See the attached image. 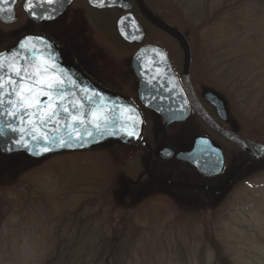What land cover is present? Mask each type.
Returning <instances> with one entry per match:
<instances>
[{
    "label": "rangeland",
    "instance_id": "rangeland-1",
    "mask_svg": "<svg viewBox=\"0 0 264 264\" xmlns=\"http://www.w3.org/2000/svg\"><path fill=\"white\" fill-rule=\"evenodd\" d=\"M148 1L158 12L163 11L165 0ZM205 2L194 0L192 4ZM76 11L60 25L72 23L74 15L78 20L81 14ZM171 12L176 13L173 8ZM186 20L194 28L189 32L192 83L214 89L217 85L230 105L234 128L257 122L258 130L248 128L253 137L249 139L264 144V51L247 49L253 41L251 36L248 40L227 33L226 28L216 24L211 31L200 29V22ZM141 21L147 29L146 42L168 52L180 77V47L168 35ZM256 21V31L264 44V11ZM82 22L77 21L74 33L66 29L67 38L79 44L76 48L85 50L87 59H95L113 74L112 81L102 83L104 86L131 94L130 86L137 82L130 67L134 50L126 51L127 47L116 39L113 45L109 44L111 40H103L114 32L109 15H97L99 34L95 31L101 38L97 42L85 37V31H90L81 26ZM11 42L0 40V49ZM235 42L238 45L232 52L243 66L241 83L219 81L214 66L226 58L228 66L234 67L229 52ZM251 53H258L260 59L248 71ZM219 54L221 58L213 61ZM221 68L227 69V63ZM156 127L152 121L149 128L156 131ZM166 140L176 143L172 137ZM178 144L186 145L180 141ZM136 155L140 153L126 148H94L31 160L23 153L0 152V264H69L66 248H93L91 257H97L104 250V238L113 242L107 246L111 245L120 264H214L217 251L208 239L220 245V254L231 264H264V158L242 168L223 197L207 198L194 191L163 188L149 179L141 182L136 175L138 165L128 168V160ZM171 167L167 164L165 168ZM80 256L84 263L88 261L85 254Z\"/></svg>",
    "mask_w": 264,
    "mask_h": 264
},
{
    "label": "water",
    "instance_id": "water-1",
    "mask_svg": "<svg viewBox=\"0 0 264 264\" xmlns=\"http://www.w3.org/2000/svg\"><path fill=\"white\" fill-rule=\"evenodd\" d=\"M72 1L60 9L64 10ZM135 2L145 19L173 38L183 54L180 78L164 48L155 44L139 47L131 59L132 70L139 82V101L161 115L166 127L173 122H183L190 114V106L180 83H184L192 99L196 100L191 88L190 45L178 28L153 13L144 0ZM90 3L97 8L120 7L126 12L117 21L121 37L128 42L144 41L145 28L130 11V4L122 0H90ZM206 96L225 113L223 101L216 94L208 92ZM196 103L205 121L249 154L236 170L264 157V144L219 127ZM143 128L142 114L129 97L94 83L51 38L41 34L26 35L0 53L2 154L23 153L26 158L35 160L63 152L142 146ZM203 146L207 150H200ZM155 152L164 158L171 155L165 145H159ZM174 158L195 166L204 177L219 174L223 165L220 149L201 137L194 140L190 150L177 152ZM213 168L214 171L209 172ZM154 180L169 184L162 179Z\"/></svg>",
    "mask_w": 264,
    "mask_h": 264
},
{
    "label": "flooded vegetation",
    "instance_id": "flooded-vegetation-1",
    "mask_svg": "<svg viewBox=\"0 0 264 264\" xmlns=\"http://www.w3.org/2000/svg\"><path fill=\"white\" fill-rule=\"evenodd\" d=\"M68 1L69 0H0V40L13 41L10 45L0 49V53L8 48H11L19 39L26 35L41 34L51 38L56 43L60 51L68 56L94 83H97L107 90L126 95L139 108L144 121V128L141 138L144 144L142 146L125 145L118 147V149L126 148L140 153V155L132 156L128 160V165H130L128 168H131L134 164L138 165L136 175H138L141 182H143L145 179H149L163 188L185 190L186 192L194 191L202 195L204 194L207 198H212L214 195L220 194L223 197L225 194L224 191L229 188L230 184L233 182V180H235L237 173L242 169L236 170L237 167L249 158V154L241 147L231 143L228 139L220 135L207 121H205L195 106V102H197L196 105H198V107L201 108L219 127L231 131L241 137L247 138L241 133L240 128L235 129L232 125L230 117V115L232 116L230 113V105L228 102H226L227 100L225 99V95L219 90L204 86L203 83H191V88L196 98V100H193L190 92L186 90L184 83H180L185 95V100H187L190 106V114L185 121L173 122L166 127L161 115L144 106L139 101L138 80L136 83L130 86L132 91L131 94H128L124 91L122 92L114 90L112 87L107 88L102 83H106V81L111 82L113 74L108 70H105L104 66H99V63H96L95 59H93V61L87 59L86 55H84L85 50L76 48L79 47V44L72 43V40L70 41L67 38L68 34L66 29H72L71 32L74 33L77 27V21L79 22L80 20L83 21L81 26L90 31V33L85 31V37L87 36L88 38H91L93 41L95 40V42H97V40L101 39L99 35H96L97 33L99 34V30L96 29L98 26L97 15H109L114 32L109 34L108 37L104 36L103 40H111L109 44L113 45V42H115L113 40L116 39L123 46L127 47L126 51L128 50L131 53L134 50L131 55L132 59L134 53L139 49V47L147 43V29L141 19L149 23L139 10L135 0L122 1L123 3L130 4V11L145 28L146 37L141 43L128 42L119 34L117 21L126 13L120 7L106 6L103 8H97L90 3V0H73L70 6L64 10L60 9V7L65 5V3ZM110 1L114 2L118 0ZM144 2L149 5L148 0H144ZM74 9L78 10L76 12L81 14L78 20H76L78 16L74 15L72 16V23L60 25L64 22V18L70 12H73ZM38 19H40L39 22ZM151 26L154 27L153 25ZM186 39L189 42V37L186 36ZM77 40H80V38H77ZM174 42L177 43L175 40ZM86 50H89V48ZM79 58L83 59L85 62L80 63L78 60ZM126 82L127 81H125V83ZM175 92L176 91H174V93ZM208 92L216 94V96L223 101L225 113L224 111L217 109L213 102L206 96ZM170 93L172 92L170 91ZM169 97L172 98V95H169ZM180 97L181 94L179 98ZM152 121L157 126L156 131L149 128ZM149 130L150 133L148 135L147 132ZM166 137L174 138L176 140L175 145L168 143ZM198 137L208 139L215 147L220 149L223 165L219 174L204 177L197 171L195 166L177 161L174 158V154L177 152L190 150L194 144V140ZM179 141L184 142L186 145L179 146ZM159 145L167 146L171 151V155L166 158L158 156L155 151ZM200 150L205 151L207 148L203 146L200 148ZM141 163H144V166L143 168L140 167L139 170ZM167 164L172 165L169 170L165 168ZM213 171L214 168L209 170V172ZM154 179H162L169 182V184H159Z\"/></svg>",
    "mask_w": 264,
    "mask_h": 264
},
{
    "label": "trees",
    "instance_id": "trees-1",
    "mask_svg": "<svg viewBox=\"0 0 264 264\" xmlns=\"http://www.w3.org/2000/svg\"><path fill=\"white\" fill-rule=\"evenodd\" d=\"M192 1L194 0H186V2H184V0H165L163 4V11L160 12H158L150 4L151 2L148 1V3L151 9L157 15L180 29L187 37H190L191 33L189 32L194 29L191 25L188 26V21L186 20V18H190L193 24H197L200 22V29H204L205 27H207L209 28V31H211V27L216 24L218 25V28H226L227 33L236 35L240 34L244 37H248V40L253 39V41L249 45H246L247 49H249V47H254L255 51H260V49L261 52L264 51V44L262 43L263 40L260 39V34L256 31V20L257 18L259 20L261 13L264 11V5L262 6V4H264V0H206L205 4H192ZM172 8L176 11V13L171 12ZM202 16H205L204 20ZM220 16L225 17L222 18ZM240 39L243 38L241 37ZM224 45L225 44H223V47ZM237 45V42L231 43V53L229 52V56L233 55L229 61L231 64L235 63L234 67L230 68V65L228 66L226 58L225 62H221V60H219L221 58L220 54L218 58L214 57L213 61L218 59L220 62L218 65H215L213 69L215 72H217V78L219 81L222 80L223 82L230 81L231 83H241L240 78L243 66H240L239 62L236 61V59L239 60L240 57L232 52V48L236 47ZM214 48L217 49V52L220 51V49L218 50V48H220L218 45H214ZM213 51L214 50L211 49L210 52L213 53ZM210 52L208 53V55H210ZM257 55L258 53H251V57H248L250 58V61L247 65L248 71H250L252 67L254 68L255 66H257V61L260 59V57H257ZM225 63H227V69L221 68L223 67V65H225ZM253 81L254 83L256 82L255 80ZM217 88V85H215V89L219 90ZM250 124L251 126L249 124H241L240 131L248 139H253L252 132H250V129L248 128L250 127L258 130L259 127L257 125V122H252ZM107 243L111 244L113 242L110 238H104L102 244L104 250L102 252H99L97 257H91V255L93 256L94 253L92 252L93 248L84 249L79 245V247H77L75 251L74 246L70 247L68 250L66 248V251H68V258L70 259L69 264H120L114 257L115 252L112 250L111 245L108 247ZM207 243L211 246L212 249H215L217 251V260L214 264H231V262L228 261L225 255L220 254V245L217 242L208 239ZM114 245H112V247ZM64 247L65 246H62V248ZM81 253L85 254V260H88L85 261V263L84 261H81ZM86 253L89 254L88 257L86 256ZM50 263L51 262H49L48 264Z\"/></svg>",
    "mask_w": 264,
    "mask_h": 264
}]
</instances>
